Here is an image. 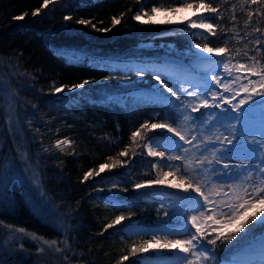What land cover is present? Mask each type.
Wrapping results in <instances>:
<instances>
[{"label": "trees", "instance_id": "trees-1", "mask_svg": "<svg viewBox=\"0 0 264 264\" xmlns=\"http://www.w3.org/2000/svg\"><path fill=\"white\" fill-rule=\"evenodd\" d=\"M193 2L57 0L33 17L32 11L42 0H0V65L6 69L2 72L16 93L28 157L41 172L46 196L55 203L54 216L63 220L57 224L41 215L19 188L20 183L16 179L6 183L0 170V264H138L140 253L133 256L131 249L150 237L125 235V228L118 230L121 226L104 228L122 212H134L133 220L165 218L160 198L149 190H131L132 183L154 177L153 163L158 160L142 155L147 138L156 130L140 126L145 121L163 120L161 116L170 113L167 106L171 104L162 95L143 97L156 82L151 73L145 74L149 81L145 83L138 81L135 71H129L149 67L144 65L147 60L160 61L157 52L161 50L144 49L140 43H172L178 50H189L195 43L227 46L229 59L249 64V57L256 55L264 65V52L257 53L254 43L259 38L264 44V34L255 32L256 27L264 29V3L205 0L220 9L218 14H205L222 17L220 27L214 28L215 37L198 34L183 23L144 25L133 19L141 9L152 15V6L173 8ZM24 12L28 13L24 19H14ZM66 15L72 20L65 21ZM113 16L121 18V24L112 26ZM81 18L111 31L79 25L76 21ZM134 60L142 65L133 64ZM83 80L93 82L82 90L55 93L56 87ZM167 83L175 89L174 83ZM3 112L0 96V138L7 133ZM133 131L140 133L135 141ZM61 139L72 143L57 147ZM114 162L116 168L83 180L89 170L99 171L100 164ZM113 183L129 187L118 196L125 203L132 202L127 211L113 207L106 195L96 191ZM127 224L128 220L122 222ZM15 228H23L29 235L10 238ZM239 242L226 246L223 238L217 241V258H227L233 247L241 248V244L235 246ZM124 256L128 260L122 261Z\"/></svg>", "mask_w": 264, "mask_h": 264}, {"label": "snow or ice", "instance_id": "snow-or-ice-1", "mask_svg": "<svg viewBox=\"0 0 264 264\" xmlns=\"http://www.w3.org/2000/svg\"><path fill=\"white\" fill-rule=\"evenodd\" d=\"M248 3L249 0H244ZM57 3V0H42V4L36 7L32 11V16H40L43 10L49 9L50 5ZM250 3L255 5L258 3H264V0H250ZM184 9H193L194 12H203L205 14H218L220 9L214 7L211 3H206L205 0H198V2L186 3L182 7H173L169 9H161L157 6H152L150 11L152 15H149L147 10L141 9L138 11L133 19L144 25L149 24H172L178 23L175 20L156 19V14L161 11L171 12L175 15ZM142 12V14H141ZM28 13L24 12L19 16L14 17V19L22 20ZM252 13H249V19H251ZM147 17V19H145ZM65 21L72 20L71 15H66L64 17ZM183 19V18H182ZM222 17L215 15L206 16L198 20H192L188 25L189 29L192 30H206V34L210 37L217 36V32L214 28L220 27L218 23ZM235 20V17H233ZM112 26L121 24V18L113 16L111 18ZM79 25L91 27L96 31L108 32L111 28H97L95 23H92L90 19H79L76 21ZM100 23H103L100 21ZM255 32L264 34V29L260 27L255 28ZM227 39V36L224 37ZM257 48L255 51L257 53L264 52V44H262L259 38L254 40ZM198 52L201 56L208 57L212 59L213 54L215 57L220 58L219 65L226 70L227 75L220 71H207L203 74L199 72L196 73L195 82L193 79H188L185 82L177 81L179 88L174 89L170 87L164 79L161 78V73L157 69L150 67H142L137 69H129V71H135L137 73L138 79L143 80V77L147 73L153 75V79L157 82L153 90L156 91L159 88V94L164 96L167 101H181V95H178V91H181L185 97L192 98V100L199 101L198 106H194L190 109L191 113H200V109L203 108L205 111L199 115L190 116L188 110L184 109L176 117L177 120L183 118L185 120H190L193 132L190 137L182 135L176 127L172 126L170 123H149L145 121L140 127L143 129H153L160 130V132L167 133L168 142L161 143L156 136H151L147 138V144L143 147L146 149L142 155L146 157H159L161 168L171 169L174 166L173 162L185 160V155H191L193 150L198 153V166L192 169L191 179L189 181H181L180 183H172V187L176 189L183 188L188 194L183 197L185 201L184 204H179L178 202H173L171 218L175 219L177 223L183 228V232H171L167 231L165 227L159 228L156 232H146L142 228H139L136 221L132 219L135 215L134 212H128V215L122 214L115 217L112 223H108L104 231L114 228L115 226H121L122 230L126 227H134L137 230L131 235H151V239L145 240L138 247L134 246L131 249L132 255L135 256L137 253H147L150 249L160 250L179 249L185 255L183 257V264H201L202 261H214L215 264H241L238 261H221L217 258L215 246L217 241L223 238L224 242L231 243L232 241H239L247 236L249 233L253 232L257 227H264V187H260L256 180L252 179V176L258 177L260 180H264V135L251 136V140H245L249 145L254 146L256 150V156L253 159L239 158L232 155V151L237 149L238 137L240 136L241 121L244 118V110L250 105L257 104L258 102L264 106V65H260L257 60L256 55L249 57L251 63L245 65H240L241 68L246 69L247 75L243 76H232V72L229 70V48L227 46L212 47L208 44L195 43L192 45V55L194 57L195 53ZM199 59L198 57H196ZM259 65V66H257ZM239 70V69H237ZM255 77V79H253ZM237 80L243 81L247 80V83L241 82L238 88L232 90L229 88V84H235ZM92 80H83L78 84L73 85H61L55 88V93L59 94L67 89L69 92H74L77 89H84L86 85H90ZM183 83H187L188 87H184ZM191 89V90H189ZM223 89V92L221 91ZM230 93V94H225ZM243 93V95H241ZM170 94V95H168ZM239 97V98H238ZM203 98V99H201ZM211 101V103H210ZM235 101V103L233 102ZM227 105V107H225ZM229 113L234 115V119L220 120L221 116L227 117ZM159 115V114H156ZM213 117V120L208 121L207 117ZM211 133L214 129L220 128L223 130L222 138L217 137L216 142H204L203 136L198 135L201 129H205ZM140 133L137 131L132 132V140L135 141ZM170 141V143H169ZM195 142V143H194ZM72 142L65 139L57 141V147L62 144H71ZM167 145V146H166ZM190 146V147H189ZM164 148V151H158L157 149ZM63 150V149H61ZM216 158L215 163L213 160L208 158V153ZM166 153H174L173 155H168ZM121 155L127 157V152H122ZM109 160L115 161V157L109 156ZM247 160L250 163L244 165L230 164L227 161L232 160ZM225 161V163H221ZM117 163L112 164H100L99 171L96 169H91L86 172L83 176V180L86 182L90 177H93L95 173L96 177H100L106 169L116 168ZM157 165L153 163V167ZM177 168L181 167V164L175 165ZM207 169V172L205 171ZM131 175V173H129ZM173 175L171 171L165 172L163 178L149 179L143 182H134L131 184V190L137 193L146 188H151L155 185H163L168 181V177ZM211 177V181L221 185H231L232 183L241 181L247 178V184L253 190L248 191L245 189V197H236L235 199L239 201L238 203H232L226 201L222 207L216 204V202L206 195L208 191V186L203 181L205 178ZM103 190V189H101ZM110 191H122L127 193L130 189L123 183H113L111 185ZM227 195V194H225ZM108 202L112 204L113 207H118L127 211L132 202L125 203L120 200L119 197H110ZM165 202H161V207H164ZM209 206L220 207V211H215L213 208L210 215L207 216L206 220L211 221V224L207 227L205 226L206 220L204 218V213L209 209ZM165 218H169V212L165 211L163 213ZM217 217H222L217 218ZM128 220L129 225H122V222ZM20 232H24L23 228L19 229ZM209 232L215 233L214 238H208ZM160 233H165L166 235H184L186 239H175V240H164L158 238ZM129 235V233H125ZM35 238V237H33ZM43 240V237H40ZM260 239L264 241V233L260 234ZM45 244L50 242L44 240ZM51 243H55L52 241ZM213 246V247H209ZM43 251V249H39ZM189 256L192 258L190 259ZM123 260H128L127 256L122 257Z\"/></svg>", "mask_w": 264, "mask_h": 264}, {"label": "rangeland", "instance_id": "rangeland-1", "mask_svg": "<svg viewBox=\"0 0 264 264\" xmlns=\"http://www.w3.org/2000/svg\"><path fill=\"white\" fill-rule=\"evenodd\" d=\"M184 5V4H183ZM178 6L179 7H182ZM161 9H169V8H161ZM191 11V15L187 18H176V14L173 15L171 12H164L161 11L160 13L156 14V19H169L178 21V23L172 24H185L189 25L192 20H198L200 18H204L205 13L201 12H194L193 9H189ZM147 19V17H145ZM198 34L203 36L207 35L206 30H196ZM210 46V45H209ZM139 47L144 49H154V50H161L157 53L160 54V61H149L147 60L144 65H150V68L157 69L161 73V78L165 80V82L174 83L175 89L179 88V84L177 81L185 82L188 79H193L195 82L196 73L199 72L203 74L207 71H220L227 75L226 70L219 65L220 58L215 57L213 54L212 59L208 57L201 56L200 53L196 52L194 57L192 55V48L189 50H178L172 43H155L152 41H146L140 43ZM229 63V70L232 72V76H243L247 75L246 69L241 68L240 65H247V63H243L242 61L236 62L234 60L229 59L226 61ZM135 65H142L141 63H137V61H132ZM153 65H156L152 67ZM140 68V67H138ZM6 70L4 66L0 65V96L3 102V114H4V125L7 128V133H3L0 138V170L4 181L6 183H11L12 180L16 179L20 184L19 188H23L25 191L26 197L30 202H32L35 207L38 209L39 213L46 218H49L55 221L57 224L62 222L61 217L54 216L53 212L55 210V203L50 200L49 197L46 196L44 183L42 181L41 172L38 170L35 164L32 163L30 158L28 157V147L26 142L25 136V127H23V121L18 112V101L16 97L15 90L13 89L10 81L6 77L5 73L2 71ZM239 69V70H237ZM255 79V77H253ZM138 81H143L148 83L149 81L143 77V80L138 79ZM243 83H247V80H237L235 84H229V88L235 90L239 87V85ZM128 84V82H125ZM157 85L155 82L151 88L149 87L146 92H143V97H150L159 94V88L156 91L153 90L154 86ZM184 87H188L187 83H183ZM78 90V89H77ZM191 90V89H189ZM223 92V89H221ZM140 93V92H138ZM178 95H181L182 100L171 101V104L167 106L168 111H165L162 114V119L155 121L154 123H170L172 126L176 127L178 131L181 132L182 135L190 137L193 132V128L191 126L190 120H185L180 118L179 120L176 119L178 114L183 111L184 109L188 110V114L190 116L199 115L203 113L205 110L203 108L200 109V113H191L190 109L194 106L199 105V101L192 100V98L185 97L181 91H178ZM230 94V93H225ZM170 95V94H168ZM243 95V93H241ZM239 98V97H238ZM203 99V98H201ZM235 103V101H233ZM211 103V101H210ZM227 107V105H225ZM166 109V110H167ZM234 115L229 113L227 117L221 116L220 120L223 121L225 119H234ZM208 121H212L213 117L208 116ZM223 130L220 128L214 129L211 133L206 131L205 129H201V132L198 135L203 136L204 142H216L217 137L220 136L222 138ZM264 135V106L261 103H257L254 105H250L246 107L244 110V118L241 121V128H240V136L238 137V144L237 149L232 151V155L239 157V158H248L253 159L256 156V150L254 146L249 145L245 140H251V136H258ZM156 136L157 139L163 144L168 142L167 133L160 132V130H156V133L153 135ZM63 140V139H61ZM59 140V141H61ZM170 143V141H169ZM195 143V142H194ZM147 144V143H146ZM167 146V145H166ZM190 147V146H189ZM158 151H164V148L157 149ZM174 153H166V157L168 155H173ZM198 153L193 150L191 155L186 154L185 160L183 162L176 161L173 162L174 166L171 169L168 168H161L159 166L160 158L155 162L157 165L154 167V177L152 179L159 178V173L161 170H165L166 172L171 171L173 175L168 178V181L163 185H155L151 188H146L145 190H149L158 200L159 207H161V202L164 203V212H169V218H159L154 220V222H149L146 219H138L136 224L139 228H142L146 232L152 233L159 230L161 227H165L168 231L172 228L171 232H183V228L175 219L171 218L172 212V204L173 202H178L179 204H184L185 201L183 197L186 196L188 193L184 191L183 188L176 189L172 187L171 181L173 179H178L181 181H189L191 179V172L193 168L198 166ZM208 158L213 160L215 163V157L212 153H208ZM221 163H225V161H221ZM230 164H248L250 163L247 160H232L227 161ZM181 164L182 166L177 168L175 165ZM129 170V169H128ZM207 172V169L205 170ZM253 180H256L260 187H264V180H260L256 176H252ZM208 186V191H206V195H209L211 199H213L217 205L222 207L226 201H230L232 203H238L235 198L236 197H245V189L247 188L248 191H252L253 189L248 186L247 178L232 183L229 185H221L211 181V177H207L203 181ZM108 188H98L96 191L106 195L108 198L110 197H118L119 191H110ZM103 189V190H101ZM1 193V188H0ZM227 194V195H225ZM3 197H5L3 193ZM220 207L209 206V209L205 211L204 218L206 220L207 216L211 214L213 208L215 211L219 212ZM56 218V219H55ZM221 218L222 217H217ZM130 223V222H129ZM211 224V221L206 220L205 226ZM129 225V224H127ZM137 229L134 227H126V233L135 232ZM264 233V227H257L253 232L249 233L245 236L241 241L235 246L241 244V250L236 249L233 247L232 252H230L227 258L220 259L221 261H238L241 264H264V241L260 239V234ZM26 235H29L26 231L20 232L19 228H15L14 231L11 233L10 238L15 239H22ZM215 233L209 232L208 238H214ZM151 239V235H148ZM164 236H171L174 240L175 239H186L187 237L184 235H166L165 233H160L158 238L161 239ZM252 240V241H251ZM244 241V244H243ZM233 242V241H232ZM226 246L231 243L225 242ZM213 247V246H209ZM236 249V250H235ZM184 253L181 252L179 249L172 250L171 253H161V251L157 252L155 250H149L147 253L139 254V262L138 264H183V257ZM161 258H166V262H160ZM191 259L192 257L189 256ZM201 264H215L214 261H202Z\"/></svg>", "mask_w": 264, "mask_h": 264}, {"label": "bare ground", "instance_id": "bare-ground-1", "mask_svg": "<svg viewBox=\"0 0 264 264\" xmlns=\"http://www.w3.org/2000/svg\"><path fill=\"white\" fill-rule=\"evenodd\" d=\"M191 15V11L189 10V9H184L183 11H181V12H178V13H176V18H187V17H189ZM166 171L165 170H161V172L159 173V178H163V174L165 173ZM170 177V176H169ZM168 177V178H169ZM173 182H175V183H180L181 182V180H178V179H173L172 181H171V184L173 183ZM168 231H172V228L171 229H169ZM161 240L162 241H164V240H174L171 236H164L163 238H161ZM151 250H154V249H151ZM155 251H157V250H155ZM161 251V253H167V254H169V253H171L172 252V250H170V249H164V250H160ZM263 253H264V251H263ZM167 261V259L166 258H161L160 259V262H166Z\"/></svg>", "mask_w": 264, "mask_h": 264}]
</instances>
